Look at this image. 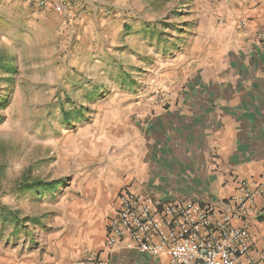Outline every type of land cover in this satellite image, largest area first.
Instances as JSON below:
<instances>
[{
	"label": "crops",
	"instance_id": "1",
	"mask_svg": "<svg viewBox=\"0 0 264 264\" xmlns=\"http://www.w3.org/2000/svg\"><path fill=\"white\" fill-rule=\"evenodd\" d=\"M203 11L193 14L170 59L147 68L141 89L99 115L95 126L105 133L109 160L78 170L61 202L63 213L55 216L57 229L41 235L45 247L29 250L21 264H68L84 250L101 252L110 264H166L164 257L129 250L102 252L123 187L219 208L234 194L235 177L264 182V42L256 40L264 28V0H225ZM82 15L66 28L77 34ZM155 93H165L164 102H155ZM255 209L253 251L264 231V199Z\"/></svg>",
	"mask_w": 264,
	"mask_h": 264
},
{
	"label": "rangeland",
	"instance_id": "2",
	"mask_svg": "<svg viewBox=\"0 0 264 264\" xmlns=\"http://www.w3.org/2000/svg\"><path fill=\"white\" fill-rule=\"evenodd\" d=\"M67 1L83 13L77 34L26 0L0 4V264L45 247L40 236L57 229L78 170L109 160L99 115L141 89L154 61L170 59L194 13L225 0ZM34 180L61 181L18 189Z\"/></svg>",
	"mask_w": 264,
	"mask_h": 264
},
{
	"label": "built area",
	"instance_id": "3",
	"mask_svg": "<svg viewBox=\"0 0 264 264\" xmlns=\"http://www.w3.org/2000/svg\"><path fill=\"white\" fill-rule=\"evenodd\" d=\"M31 5L60 15L64 25L75 23L76 15L67 0H27ZM256 40L264 42V28ZM165 93H155L164 102ZM235 192L219 208L182 199L165 201L148 193L123 187L106 223L105 248L152 257H164L166 264H264V231L254 251L249 221L259 216L257 199H264V182L235 177ZM256 215L255 217H252ZM264 227V215L262 217ZM68 264H110L101 252L84 250Z\"/></svg>",
	"mask_w": 264,
	"mask_h": 264
},
{
	"label": "trees",
	"instance_id": "4",
	"mask_svg": "<svg viewBox=\"0 0 264 264\" xmlns=\"http://www.w3.org/2000/svg\"><path fill=\"white\" fill-rule=\"evenodd\" d=\"M63 116H64V120L66 122H68L70 120L69 119V117H70L69 113L63 112ZM60 181L61 180L43 182V181H40V180H34L33 182H30V183L22 182L21 184H19L18 189L20 191H23V190L39 187V188H43L44 190H51V189L56 188L57 185L60 183ZM0 210L3 211L2 208ZM10 214L13 216L14 220H16L15 213H10Z\"/></svg>",
	"mask_w": 264,
	"mask_h": 264
}]
</instances>
